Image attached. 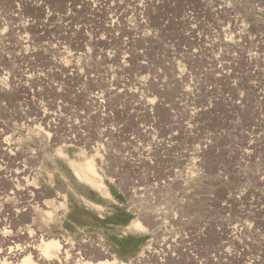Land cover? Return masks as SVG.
Listing matches in <instances>:
<instances>
[{
  "label": "rangeland",
  "instance_id": "rangeland-1",
  "mask_svg": "<svg viewBox=\"0 0 264 264\" xmlns=\"http://www.w3.org/2000/svg\"><path fill=\"white\" fill-rule=\"evenodd\" d=\"M21 1L0 0V236L264 264V0Z\"/></svg>",
  "mask_w": 264,
  "mask_h": 264
},
{
  "label": "bare ground",
  "instance_id": "bare-ground-1",
  "mask_svg": "<svg viewBox=\"0 0 264 264\" xmlns=\"http://www.w3.org/2000/svg\"><path fill=\"white\" fill-rule=\"evenodd\" d=\"M11 1V0H9ZM21 3H14V5L12 4V8H10V14L8 12V14L11 17H18L17 15L20 13L22 14V10L24 9L23 6V1L18 0ZM35 2L39 1V0H34ZM45 1V0H44ZM52 1V0H51ZM28 2V1H27ZM32 2V1H31ZM13 3V2H12ZM26 3V1H25ZM29 3V2H28ZM27 3V4H28ZM39 3V2H38ZM46 3V2H45ZM44 3V4H45ZM49 2H47L48 4ZM34 4V3H33ZM41 4V3H40ZM44 4H41L42 6ZM32 5V3H31ZM35 5V4H34ZM33 5V6H34ZM26 6V5H25ZM47 6V5H46ZM52 6V5H51ZM3 7V6H2ZM27 7V6H26ZM25 7V8H26ZM31 7V6H30ZM54 7H52L53 9ZM1 9V8H0ZM41 9V8H40ZM42 9L44 10V8L42 7ZM55 9V8H54ZM27 10V9H26ZM37 10V9H36ZM47 10V9H46ZM1 11V10H0ZM45 11V10H44ZM24 12V11H23ZM44 13V12H43ZM47 13V12H46ZM50 15V14H49ZM26 16V15H25ZM29 16V15H28ZM41 16V15H40ZM22 18V17H21ZM28 24V23H27ZM31 24V23H30ZM62 25V24H61ZM21 27L24 28V25H22ZM59 36V35H58ZM68 38V37H67ZM53 122V121H52ZM50 126V125H49ZM5 144H8V141H3ZM77 175L79 176V178H87L86 180L91 181V183H98L97 182V174L95 172L94 169V163L92 158L87 159L85 162H83V164H80V166L78 167V169L76 170ZM85 180V179H84ZM94 185V184H93ZM31 213V212H30ZM29 215V213H28ZM133 227L135 228H141L143 227V225L138 221L135 220L133 221L132 224ZM20 235H16L19 237V239L21 238H25L26 240L29 238H27V235H25L26 233L24 232H18L17 234ZM29 234V233H27ZM38 235V234H37ZM17 238V237H16ZM39 238V237H38ZM17 239V240H19ZM22 240V239H21ZM35 240V241H34ZM31 241V244H27L26 246H20L18 244H14V245H10V239L8 237H6L5 235H1L0 236V242L2 245H4V250L0 251V253H2V255L0 256L1 260H0V264H39L35 261H33L31 259V256L29 255V253H25L26 251H30L32 253H34V255L37 257V261L42 260L44 263L47 264H55L56 261H52L53 256L56 255L57 251L55 250V248L57 247V239L52 238V237H48V238H40V240L38 239H34ZM24 241V240H23ZM38 244L35 245L36 242H38ZM64 241V240H63ZM34 242V243H33ZM59 242V241H58ZM89 248H94L95 246H93L92 244H88L87 245ZM62 247V244H61ZM63 248V247H62ZM60 249L59 248V252H58V258L61 257L63 259L62 262H67L66 264H70V262L74 263L76 259H74V255H76L77 253H73L74 255L70 256L72 257V260H67V250L66 249ZM65 248V247H64ZM95 251L97 252V257H96V262L94 264H116V260L114 257H112L111 255H106L104 251L99 252V250L95 247ZM95 252V253H96ZM23 253H25V255H23ZM23 255V256H21ZM53 255V256H52ZM21 256V257H20ZM79 256V254H78ZM13 258L15 263H11L12 261H8L7 259ZM56 258V257H54ZM61 259V260H62ZM53 260H57L56 264H60L61 260L60 259H53ZM158 263V262H157ZM43 264V263H42ZM64 264V263H63Z\"/></svg>",
  "mask_w": 264,
  "mask_h": 264
},
{
  "label": "crops",
  "instance_id": "crops-1",
  "mask_svg": "<svg viewBox=\"0 0 264 264\" xmlns=\"http://www.w3.org/2000/svg\"><path fill=\"white\" fill-rule=\"evenodd\" d=\"M92 160H93V158H92ZM93 163H94V161H93ZM94 169H95V164H94ZM77 170V169H76ZM96 172V171H95ZM96 174H97V172H96ZM132 224H133V222H132ZM89 244H92L93 246H95L98 250H99V252H101V251H103V249L102 248H98L97 246H96V244H93V243H89ZM95 247H94V250H95ZM113 257V256H112Z\"/></svg>",
  "mask_w": 264,
  "mask_h": 264
}]
</instances>
